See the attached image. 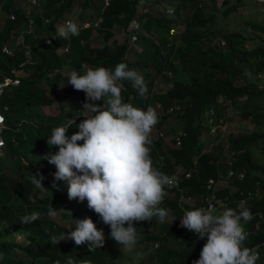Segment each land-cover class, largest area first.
Returning <instances> with one entry per match:
<instances>
[{
    "label": "trees",
    "instance_id": "obj_1",
    "mask_svg": "<svg viewBox=\"0 0 264 264\" xmlns=\"http://www.w3.org/2000/svg\"><path fill=\"white\" fill-rule=\"evenodd\" d=\"M228 1L218 2L221 16L240 3ZM136 3L137 0H37L32 5L25 0H0V16H4L0 44L7 42L14 47L10 55L0 52V72L24 61L18 68V83L4 86L0 94V108L6 105L4 145L0 147V264H69L70 259L90 264H123L113 260L119 251L105 245L90 251L87 243L76 245L71 239L50 242V237L74 230L73 224L64 225L49 215L50 204L60 209L62 219L90 217L97 229H103V224L99 215L87 207L79 211L65 209L66 185L58 181L59 190L52 188L57 169L47 160H38L49 151L58 150L56 146L50 149L46 143L55 127L70 124L66 135L71 136L79 131L77 124L92 115L83 107L85 93L68 84L69 74L64 70L82 73L87 68L114 69L120 62L137 70L147 87L141 96L131 81H122L125 101L142 110L159 103L156 128L167 117L175 123L153 140L150 156L155 167L177 181L160 204L176 216L177 222L150 232L142 228L147 221L135 223L144 240L158 241L150 257L157 264H191V255L201 247L193 234H182L180 219L184 212L176 198L179 193L200 196L209 191L205 188L209 178L214 183L223 175L226 159L220 161L204 150L201 131H208L205 111L211 108L212 121L219 125L224 121L225 109L232 107L240 118H247L259 128L226 135L232 170L241 171L242 177L231 175L228 180L233 190L219 187L213 193L226 207L237 211V200L248 198L245 206L253 216L244 225L248 233L245 246L258 248L260 258L256 264H264V159L254 152L257 148L264 155V85L248 81L242 70L264 72V41L245 47V38L237 31H222L214 26L216 15H206L199 0H153L144 12L136 11ZM76 5L79 9L74 21L80 26L79 35L69 40L54 39L56 28L69 20ZM132 17L140 23L135 39L130 41L125 27ZM85 22L87 25L83 26ZM176 25L180 29L172 30ZM116 26L124 34L120 41L113 37ZM19 35L21 39L16 42ZM94 35L100 41L91 44ZM46 38L50 43H45ZM219 40L225 44L227 55L221 54ZM27 48L29 58L24 53ZM127 53L134 57L129 59ZM157 78L167 87L153 91ZM237 78L241 79L238 83ZM53 104L56 112L44 111V107ZM168 107L171 112H165ZM176 127L183 130L179 144L173 139ZM186 170L191 171L190 176H184ZM37 171L44 175L43 186L51 193L36 195L40 191L31 184L30 173ZM202 203L199 198L184 205L192 210ZM32 212H39L41 218L22 225L20 218ZM258 213L261 219L256 221Z\"/></svg>",
    "mask_w": 264,
    "mask_h": 264
},
{
    "label": "clouds",
    "instance_id": "obj_2",
    "mask_svg": "<svg viewBox=\"0 0 264 264\" xmlns=\"http://www.w3.org/2000/svg\"><path fill=\"white\" fill-rule=\"evenodd\" d=\"M79 33L80 26L69 19L56 28L52 37L69 40ZM125 80L131 81L141 96L147 92L143 76L124 62L118 63L114 69L87 68L82 73L72 70L68 84L85 93L83 107L92 115L82 119L77 124L79 131L71 136L66 135L70 124L55 127L46 143L50 149L56 146L58 150L49 151L38 160H47L56 167L52 188L59 190L57 182L62 181L67 187L69 200H87L88 208L110 227L109 236L120 246L132 250L137 242L136 222L151 221L155 217L163 223L169 215L170 210L161 208L160 204L170 189L165 192V188L176 181L175 177L155 167L150 156L153 140L164 134L155 127L158 122L156 108L147 106L142 110L126 102L122 96V81ZM97 101L102 103H95ZM3 145L4 141L0 139V147ZM44 179L39 171L30 173L34 189L48 193L50 190L42 183ZM191 197L179 200L177 196L176 200L184 212L180 219L182 234L191 233L195 239V234L200 239L206 238L199 259L192 264H256L260 258L259 249L245 246L248 233L244 225L252 219L246 202L238 205L239 211L226 206L218 210L211 203L207 208L200 206L188 210L184 204H189L193 200ZM54 214L50 204L49 215ZM40 218L39 212H32L22 216L20 223L32 224ZM184 229L190 231L183 232ZM67 239L76 245L87 243L90 251L100 249L105 243L103 229H97L90 217L75 219L74 230L54 235L50 242L57 244ZM147 245L155 248L158 241L152 240ZM69 264L90 262L70 259Z\"/></svg>",
    "mask_w": 264,
    "mask_h": 264
},
{
    "label": "rangeland",
    "instance_id": "obj_3",
    "mask_svg": "<svg viewBox=\"0 0 264 264\" xmlns=\"http://www.w3.org/2000/svg\"><path fill=\"white\" fill-rule=\"evenodd\" d=\"M221 0H199L204 12L206 15L208 14H214L216 15L213 22L214 26L216 28H219L222 31H237L239 34H241L245 38V47H251L256 44L262 43L264 41V29L256 28L254 24L263 26L264 27V0H240L239 5L237 8L231 12H229L225 16H221L218 12V2ZM233 0H229L228 3H230ZM79 7L76 5V7L73 8L72 12L69 14V19L74 21V17L77 14ZM146 9V8H145ZM149 8L147 7L146 11ZM171 13V12H170ZM4 16L1 14L0 16V24L3 21ZM180 25H176L174 29L172 30H179ZM113 37L116 38L118 41L122 40L124 38V34L121 31L120 26H116V29L113 33ZM18 38V37H17ZM94 41L92 44L98 43L100 40L99 38L94 35L93 37ZM92 39V40H93ZM221 44V54L227 55V49L225 47V44H223L219 40ZM127 57L129 59H132L134 57L133 53H127ZM243 74L245 78L250 82H255L259 86L264 85V72H260V75L251 73L247 71L246 69H242ZM23 71L21 70L20 73ZM64 72L70 74V70H64ZM168 75H171L167 72ZM241 79L237 78L236 82H240ZM153 91H157L159 88H165L167 87V84L163 83L160 78H157L153 82ZM156 106V103L154 104ZM156 108V107H155ZM160 107H157L156 110L159 111ZM44 111L48 113H54L56 112L55 105H50L44 107ZM224 121L219 125H214V128L212 132H209L207 130L201 131V138L204 140V150L208 153L215 154L217 158H219L220 161H224L229 157V148L228 143L226 140V135L228 134H236L239 132H245V131H251L258 129L259 127L256 126L254 123L250 122L247 118H240L238 116V112L234 110L232 107H227L224 111ZM69 117V116H68ZM174 123V120L172 117H167L163 123L161 124L158 129L164 131L166 128L171 126ZM175 125V123H174ZM179 128L176 127L177 131ZM154 132V130H153ZM254 152L256 156L259 159H264V155H261L257 152V148H254ZM4 158V156H3ZM213 189L219 188V187H226L229 191L233 190L234 186L230 183V181L225 178L224 176L220 177L218 180H216L213 184ZM67 187H64V190ZM45 193L40 192L39 195L41 196ZM20 194H17L18 196ZM193 196L192 199H199V196L196 194H191ZM15 197V196H14ZM19 197V196H18ZM36 197V196H35ZM34 197V198H35ZM66 203H65V209H68L69 211H79L81 209H84L87 207V200L83 202H78V200L73 199L69 200L68 196L66 194ZM218 201V199H216ZM55 214L51 215L53 217H57L58 221L64 225H75V219L72 217H68L69 223L67 222L68 218L62 219L60 216V209L54 207ZM177 222L176 216L169 213V215L165 218V221L163 223H159L157 218H153L151 221H147L146 224L142 225L143 230L145 231H161L165 224L172 223L175 224ZM103 231L105 235V247L109 249L118 250L119 253L113 257V260L123 263V264H153L156 262L153 257H150V255L153 252V248H150L147 244L150 243L152 240H144L143 233H138L137 231V242L135 247L132 250L125 249L122 245L120 246L114 239H112L109 236L110 227L108 225H105L103 222ZM127 226V225H125ZM136 227V225H134ZM20 237H16V239H19ZM155 242L152 244L154 245ZM157 263V262H156Z\"/></svg>",
    "mask_w": 264,
    "mask_h": 264
},
{
    "label": "built area",
    "instance_id": "obj_4",
    "mask_svg": "<svg viewBox=\"0 0 264 264\" xmlns=\"http://www.w3.org/2000/svg\"><path fill=\"white\" fill-rule=\"evenodd\" d=\"M27 1L29 4H35L37 2V0H25ZM153 0H137V3H136V11L137 12H144L146 11L147 7H148V3L151 2ZM146 8V9H145ZM9 17L10 18H13V15L12 14H9ZM68 20V19H66ZM64 20V22L66 21ZM139 23L140 21L136 18V17H132L130 18V20L128 21L125 29L127 31V35H128V38L130 41L134 40L135 37H136V30L138 29L139 27ZM87 23H83V26H86ZM21 39V36L19 35L18 38L16 39V42H18L19 40ZM50 39L49 38H46L45 39V43H49ZM222 42V41H221ZM63 49L66 50L67 49V45H64L63 46ZM0 52H3L7 55H10L14 52V47L9 45V44H6V43H1L0 44ZM25 55L27 58H29V50L28 48L25 49ZM23 60L20 61L17 65H11L9 66L5 71L3 72H0V94L3 90V87L8 85V84H17L18 81H19V76H18V68L19 66H21L23 64ZM257 75H260V73H257ZM154 107H160V104L159 103H156V106L154 105ZM6 109V106L5 105H2L1 108H0V116L3 117V122L0 123V139L3 140L2 138V127L4 126V114H3V111ZM147 110V109H146ZM172 109L171 107H168L166 109L167 112H170ZM212 113H213V110L211 108H209L207 111H205V119H206V122L208 123V131L209 132H212L213 128H214V124L213 121H212ZM183 134V131L181 130H178L176 132V134L174 135V140H175V143L178 144L180 142V136ZM230 154L229 153V157L225 160L226 162V170L224 171L223 175H219V178L224 176L225 178H229L231 175H236L238 178H241L242 177V172L241 171H237V172H234L232 170V167H231V160H230ZM191 174V171L187 170L184 175L185 176H190ZM218 178V179H219ZM217 179V180H218ZM176 181V179H175ZM213 180L211 178H209L207 180V182L205 183V188H209V191H206L204 192L202 195L199 196L200 199L203 200V203L200 205L201 207H204V208H207V206L211 203V204H214L218 210H222V208L224 206H226V203L224 201H222L221 199L215 197L214 193H213ZM177 185V181L175 182L174 185H172L171 187H166L165 188V192L167 189L169 188H172L174 186ZM181 190V189H180ZM191 195H183V193H179L178 194V199L179 200H188L190 199ZM218 199V201L216 200ZM247 197H240L237 202H236V207H238V205L243 201V202H246L247 201ZM253 216V214H252ZM257 220H260L261 219V214L258 213L257 214ZM189 232L190 230L188 229H184L183 232ZM192 233H194L193 231H191ZM195 234V233H194ZM196 236V239L198 241L201 242V247H199L190 257V263L192 264L193 261L195 260H198L199 257H200V252H201V249L203 247V245L205 244L206 241H203V239H200L197 237V235L195 234ZM16 237H19V235H17ZM154 245H156V243H154Z\"/></svg>",
    "mask_w": 264,
    "mask_h": 264
},
{
    "label": "crops",
    "instance_id": "obj_5",
    "mask_svg": "<svg viewBox=\"0 0 264 264\" xmlns=\"http://www.w3.org/2000/svg\"><path fill=\"white\" fill-rule=\"evenodd\" d=\"M16 39H17V38H16ZM3 43L8 44L7 42H3ZM90 43H91V42H90ZM91 44H92V43H91ZM3 105H5V104H3ZM1 106H2V105H1ZM5 106H6V105H5ZM0 155H2V154H1V151H0ZM33 199H34V198H33Z\"/></svg>",
    "mask_w": 264,
    "mask_h": 264
}]
</instances>
